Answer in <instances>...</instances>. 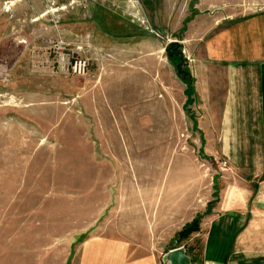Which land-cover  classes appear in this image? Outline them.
Instances as JSON below:
<instances>
[{
    "label": "rangeland",
    "instance_id": "374dc122",
    "mask_svg": "<svg viewBox=\"0 0 264 264\" xmlns=\"http://www.w3.org/2000/svg\"><path fill=\"white\" fill-rule=\"evenodd\" d=\"M139 1L157 35L108 6L55 27L40 18L42 0L2 5L0 264H76L88 241L151 253L158 264L181 247L190 264H203L204 234L223 195L251 186L234 166L241 148L224 145L235 132L212 129L220 116L187 101L211 57L219 9L184 30L187 2ZM241 3L264 8V0ZM175 41L191 82L165 52ZM79 44L88 45L78 54L88 62L82 76L70 68ZM151 196L162 213L146 210ZM193 222L197 231L182 236Z\"/></svg>",
    "mask_w": 264,
    "mask_h": 264
},
{
    "label": "crops",
    "instance_id": "0c3cea01",
    "mask_svg": "<svg viewBox=\"0 0 264 264\" xmlns=\"http://www.w3.org/2000/svg\"><path fill=\"white\" fill-rule=\"evenodd\" d=\"M18 1L0 0V11L4 3ZM27 1L38 0H23ZM174 1L188 3V14L181 24L184 30L202 13L213 7L219 9L215 25L218 34L208 48L211 57L201 64L200 77L192 78V94L186 100L195 111L201 108L195 101L200 99L203 115L220 116L218 126L212 129L235 132L233 137L230 134L225 138L224 145L241 148L236 150L234 166L251 185L237 195H223L207 224L202 263L264 264V8H245L242 0ZM226 3L229 6L223 7ZM217 91L216 111L211 110L214 107L211 100ZM205 124V129H210L209 123ZM193 126L199 123L193 122ZM76 264H158V261L151 253L130 254L121 246L88 241Z\"/></svg>",
    "mask_w": 264,
    "mask_h": 264
},
{
    "label": "built area",
    "instance_id": "2783aa9c",
    "mask_svg": "<svg viewBox=\"0 0 264 264\" xmlns=\"http://www.w3.org/2000/svg\"><path fill=\"white\" fill-rule=\"evenodd\" d=\"M42 2L44 5V12L41 14L40 18L52 19L55 27L61 23L66 15L76 13H83V15H85L86 12L94 6H108L116 10L119 9L130 24L157 35L149 26V22L139 0H122L121 6L118 0H42ZM87 46V44H79L75 47L76 57L72 58L73 60L70 63V68L71 72L76 76L84 75L87 70V60L78 57V54ZM223 165H227V162L224 161Z\"/></svg>",
    "mask_w": 264,
    "mask_h": 264
},
{
    "label": "water",
    "instance_id": "95a60500",
    "mask_svg": "<svg viewBox=\"0 0 264 264\" xmlns=\"http://www.w3.org/2000/svg\"><path fill=\"white\" fill-rule=\"evenodd\" d=\"M165 52L167 53L169 58H173V57L178 58L179 64H177V72L185 78V75L187 74L183 72L182 69L185 67L186 61L183 56L181 44L178 42H171L167 45ZM169 253L170 251L166 256V260L169 264H178V263L190 264L189 259L184 255V251H182V253H172V254Z\"/></svg>",
    "mask_w": 264,
    "mask_h": 264
},
{
    "label": "bare ground",
    "instance_id": "6f19581e",
    "mask_svg": "<svg viewBox=\"0 0 264 264\" xmlns=\"http://www.w3.org/2000/svg\"><path fill=\"white\" fill-rule=\"evenodd\" d=\"M147 164V163H146ZM148 165V164H147ZM143 169V168H142ZM151 172V171H150ZM146 173V172H145ZM148 173V172H147ZM152 173V172H151ZM142 177V176H141ZM144 177V176H143ZM138 179H140L139 177H138ZM151 179V178H150ZM140 180H142V179H140ZM152 180V179H151ZM149 182V181H148ZM147 184V183H146ZM147 187V186H146ZM156 192V191H155ZM133 194V193H132ZM144 195V194H143ZM146 196L147 195H149L148 193L147 194H145ZM146 196H145V198H146ZM157 196H158V194H157ZM148 197V196H147ZM152 197V196H151ZM155 196L154 197H152L151 199V202L150 203H148L147 204V206L145 207L146 208V210H149V209H151L152 207H151V205L153 204V208L155 209V208H157V210L160 212V213H162V211H163V205H162V202L160 203V204H158V205H155ZM145 200H147V198L145 199ZM153 202V203H152ZM132 203L133 204H135V205H138V203H139V200L138 199H133L132 200ZM129 204V203H128ZM145 210V211H146ZM158 211H156V212H158ZM151 215V214H150ZM130 224V223H129ZM140 231V230H139ZM147 238V237H146ZM123 242V241H122ZM109 248V247H108ZM182 251H183V248H181V247H179V248H175V249H172V250H170V253L169 254H172V253H182ZM112 257V256H111ZM185 261V260H184ZM178 264H181V263H178Z\"/></svg>",
    "mask_w": 264,
    "mask_h": 264
},
{
    "label": "trees",
    "instance_id": "16d2710c",
    "mask_svg": "<svg viewBox=\"0 0 264 264\" xmlns=\"http://www.w3.org/2000/svg\"><path fill=\"white\" fill-rule=\"evenodd\" d=\"M198 227L195 222L190 224L186 229L182 230L181 235L182 236H187L188 234L197 231Z\"/></svg>",
    "mask_w": 264,
    "mask_h": 264
}]
</instances>
